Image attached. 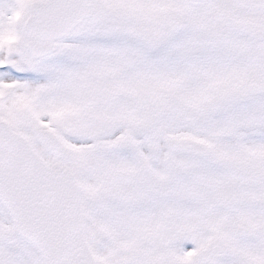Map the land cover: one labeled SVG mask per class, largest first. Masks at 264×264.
I'll list each match as a JSON object with an SVG mask.
<instances>
[{"label": "snow or ice", "instance_id": "1", "mask_svg": "<svg viewBox=\"0 0 264 264\" xmlns=\"http://www.w3.org/2000/svg\"><path fill=\"white\" fill-rule=\"evenodd\" d=\"M0 264H264V0H0Z\"/></svg>", "mask_w": 264, "mask_h": 264}]
</instances>
